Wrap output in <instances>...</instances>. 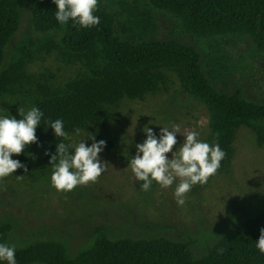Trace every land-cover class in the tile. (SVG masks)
Masks as SVG:
<instances>
[{"label":"trees","instance_id":"16d2710c","mask_svg":"<svg viewBox=\"0 0 264 264\" xmlns=\"http://www.w3.org/2000/svg\"><path fill=\"white\" fill-rule=\"evenodd\" d=\"M146 1L149 9L140 12L138 26L153 31L156 13L164 14L173 18L181 32L194 42L175 38L126 39L117 30L116 14L102 4L94 13L99 24L82 28L72 20L60 24L54 0H0V97L19 90L21 95L30 96L25 113L32 107L43 112L35 133L38 142L31 145L45 146L49 156L56 154L58 143L71 142L56 137L49 121L61 119L68 135L76 134V128L91 132L92 125L110 119L112 108L123 100H144L157 93L170 71L177 75L183 92L207 108V139L211 145L218 143L226 153L221 166L231 162L241 127L251 129L257 145L264 146V100L248 98L242 87L233 92L219 89V80L228 83L230 67L225 62L229 56L219 41L207 46L202 43L207 39L244 36L252 41L257 53H264V0ZM25 9L30 13L32 30L49 36L43 41L26 40L4 69L7 47L21 28ZM53 52L68 62L79 60L85 73L62 86L54 85L50 79L33 81L29 65L37 55ZM26 84L35 87L27 91ZM92 136L106 142L103 150L114 146L99 132L94 131ZM69 152H74V146ZM21 155L19 161L28 168V154ZM17 171L25 172L24 168ZM261 228L264 199L256 213L246 216L200 257L193 252L189 240L130 236L115 240L104 227H97L91 244L74 256L65 243L55 240L14 246L17 264H264V253L256 248ZM11 230L10 223H0V243L13 246L9 242Z\"/></svg>","mask_w":264,"mask_h":264},{"label":"rangeland","instance_id":"374dc122","mask_svg":"<svg viewBox=\"0 0 264 264\" xmlns=\"http://www.w3.org/2000/svg\"><path fill=\"white\" fill-rule=\"evenodd\" d=\"M100 4L116 14L117 30L126 39L175 38L194 42L181 32L173 18L164 14L156 13L153 31L138 26L140 12L149 9L146 0H98ZM48 36L32 30L30 13L25 9L21 28L7 47L3 68L9 66L26 40L43 41ZM216 41L227 51L225 65L230 67L228 83L219 80V89L233 92L242 87L248 98L263 101L264 53H257L252 41L244 36H225L202 43L207 46ZM85 71L79 60L68 62L58 52L37 55L28 67L33 81L50 79L56 86ZM166 74L167 80L157 93L144 100L125 99L112 108L110 119L93 124L91 132L68 135L72 146L81 141L91 146L94 131L114 143L110 150L99 153L107 167L95 183L69 192L57 191L51 184L53 166L51 156L45 154L47 148L31 144L25 147L21 154L29 156L27 172L15 170L0 181V223L12 226L10 244L23 246L37 240H55L65 243L74 256L91 244L97 227H104L115 240L127 236L189 240L193 252L200 257L222 235L258 211L264 199V146L257 145L254 133L247 127L238 130L231 162L220 166L206 184L194 185L183 205H178L174 196L178 179L167 188L153 181L149 190H142L143 182L135 179L128 164L137 152L136 144L146 139L145 125L159 138L163 126L179 124L181 133H176L173 152L179 151L183 135L189 131H196L198 140L211 145L207 139V108L183 92L175 73ZM25 87L32 91L35 86ZM29 97L19 90L0 97V118L20 115L19 108L25 112ZM21 154L11 158L20 160ZM166 155L171 158L172 152Z\"/></svg>","mask_w":264,"mask_h":264},{"label":"clouds","instance_id":"9594fccd","mask_svg":"<svg viewBox=\"0 0 264 264\" xmlns=\"http://www.w3.org/2000/svg\"><path fill=\"white\" fill-rule=\"evenodd\" d=\"M54 3L57 6L56 19L62 25L72 20L82 28H90L100 22L99 17L94 15L98 0H54ZM19 114L21 119L12 116L0 118V181L19 168H24L27 172L26 165L11 157L13 154H21L27 145L38 142L35 133L41 124L43 112L37 107H32L27 113L19 108ZM49 125L56 137L68 138L61 119L49 121ZM74 131L77 135L80 133L79 128ZM143 131L146 139L143 143L136 144L137 152L128 166L135 179L143 182L141 188L144 191L150 189L153 181L167 188L178 179L174 192L178 205L185 203L186 194L194 185L206 184L217 173L226 155L218 143L210 145L198 140L199 133L196 131L183 135L182 146L178 152H173V146L177 145L176 133H181L179 124H174L171 128L163 126L159 138L147 125ZM91 139V146H86L81 141L74 146V152H69L72 145L63 142L56 145V154L51 155L50 164L53 166L51 184L57 191L69 192L77 186L95 183L106 171L107 166L99 157L106 142L96 141L95 136H91ZM169 152H172L171 158L166 155ZM256 248L264 253V228L260 229ZM0 261L17 264L14 245L0 243Z\"/></svg>","mask_w":264,"mask_h":264}]
</instances>
